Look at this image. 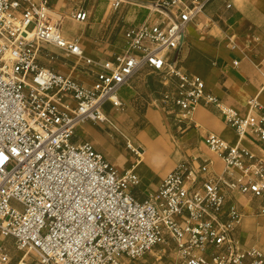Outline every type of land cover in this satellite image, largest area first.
Instances as JSON below:
<instances>
[{
    "label": "built area",
    "instance_id": "obj_1",
    "mask_svg": "<svg viewBox=\"0 0 264 264\" xmlns=\"http://www.w3.org/2000/svg\"><path fill=\"white\" fill-rule=\"evenodd\" d=\"M206 3L154 0L124 30L123 47L93 59L78 39L64 38L63 14L55 17L49 0H0V234L12 238L16 264H136L157 246L156 260L168 249L172 264H264L263 251L235 235L242 213L228 203L234 192L264 196V161L245 147L209 133L205 144L234 177L211 172L209 159L196 168L183 160L139 197L136 164L118 170L91 141L73 142L84 122L107 126L106 105L123 109L121 90L148 68L158 76L157 102L178 128L198 106H213L238 136L264 143L257 97L241 113L179 66L186 28ZM69 16L87 19L83 10ZM55 53L73 58L91 83L39 63ZM256 67L264 79V57ZM10 262L0 246V264Z\"/></svg>",
    "mask_w": 264,
    "mask_h": 264
},
{
    "label": "crops",
    "instance_id": "obj_2",
    "mask_svg": "<svg viewBox=\"0 0 264 264\" xmlns=\"http://www.w3.org/2000/svg\"><path fill=\"white\" fill-rule=\"evenodd\" d=\"M49 1L57 13L63 14L64 10L86 11L89 20L83 21L84 23L72 20L70 16L65 15L64 17L82 25L84 27L82 33L76 36L64 35L62 30L61 33L67 40L78 39L85 54L93 59H105L113 52H117L125 44L124 30L138 26L147 16V14L146 16L141 13L135 14L136 9L134 8L132 21L128 27H124L113 20L114 11H116L112 8L113 0ZM84 1L89 3L87 8L79 5ZM127 1L135 6L146 8L154 0ZM177 54L179 66L201 77L208 91L215 94L225 105L245 113L247 101L252 97H257L262 107L261 112L264 113V91L260 92L264 79L256 67V64L264 57V0H207L199 23L190 24L186 28L184 42L178 48ZM39 63L49 66L41 56ZM55 69L84 83H91V75L85 69L74 71L75 66L72 70L64 67ZM141 72L132 79L129 86L121 90L123 107L124 104H128L129 100L133 105L140 103L143 105L139 108L136 106L139 109L138 112L143 113L146 119V123L141 127V133L148 130L151 134V141H160L151 156L154 160L173 163L158 168L149 177V179L152 178L150 180L154 184L152 190L156 189L162 178L183 160L192 161L196 168L203 160L209 159L211 172L228 179L234 177V174L229 175L226 172L222 159L210 151L205 144V138L209 133L216 134L231 145L239 144L245 147L256 158L264 161V143L251 135L238 136L213 106H198L193 113L192 123L183 125L181 129L160 106L157 110L150 108L149 106L157 102L160 84L158 80L156 84L152 81L145 84L146 80L141 77L144 75L143 72L145 74L152 72L145 69ZM141 84L144 90L147 87L150 89L149 92L143 93L144 96H151L153 91L156 94L152 103L140 95L143 90L140 87ZM141 100H144V103ZM105 108L109 120L107 126L97 125L90 121L84 122L76 128L73 142L91 141L94 147L96 146L95 149L102 152L106 159L116 167L118 159L103 151L102 142L97 143L98 141H112L109 136L103 134L101 129L110 128V120L116 119L115 111L109 112L108 109H111L109 105ZM169 141H173L172 150L169 154H165L162 150L169 146ZM143 186L142 182L141 189H133L135 195L143 196L141 193ZM228 203L236 205L242 213V221L235 235L245 247L256 246L264 254V213L262 212L264 196L234 192L229 195ZM4 247L11 255L10 264H16L18 253L10 247ZM14 257L16 260L12 261Z\"/></svg>",
    "mask_w": 264,
    "mask_h": 264
},
{
    "label": "rangeland",
    "instance_id": "obj_3",
    "mask_svg": "<svg viewBox=\"0 0 264 264\" xmlns=\"http://www.w3.org/2000/svg\"><path fill=\"white\" fill-rule=\"evenodd\" d=\"M70 1L71 0H68V2ZM100 1H109V0H100ZM79 5L82 8L84 7L87 8L89 6V3L84 1V2H80ZM147 7H149V5L146 6L145 8L143 6L141 7L135 6L133 5V3L129 1L123 0L120 3L119 7L116 9V11H114L115 15H113L114 16L113 20H115L116 24L120 26L128 27V24L133 19V15H134L133 9L134 8L136 9L135 14L141 13V14H145L146 16V14L148 13ZM62 13H63L62 17L64 18L65 15L69 16L70 11L64 10ZM71 19H69L68 17L64 18L61 27L62 33H64V35L67 36L79 35L84 30V27L82 25L76 24L74 21H72L73 19L72 20ZM86 20H89L88 17ZM41 57H43L47 65L53 68L62 69L64 67L66 69L72 70V67L75 66L74 71L84 70L82 66L76 64L72 60L73 58L66 59L56 53L53 54L52 59L44 55H41ZM145 70L149 71L150 69L147 68ZM65 71L68 72V70ZM143 74L144 75H142L141 77L146 80L145 84H148L150 81H152L155 84L157 83L158 80L157 74L155 73L145 74L144 72ZM140 87L143 89L142 84ZM149 90L150 89L148 87L146 88V90L143 89L142 92H140V95L143 96L144 99L152 103L153 100H155L156 98V94L154 93V91L151 96H144L143 94L145 93V91L149 92ZM143 101L144 100H141L142 103H144ZM136 106L139 108L140 106L143 105L141 103L138 105H133L132 101L129 100L128 104H124L123 109L114 110V108L111 109L109 108L108 109L109 112L115 111L114 115L116 119L110 120L111 121L109 125L110 128L106 127L104 129H101V131L104 132L103 133L104 135L106 134L107 136H109V138H111L112 141H98L97 143L102 142L103 143L102 147L104 148L103 151L107 155L109 154L111 156H114L116 159H118V165L116 166L118 170H121L125 166H128L130 164H136V171L142 179V182L144 184L143 187L152 190V188H154L152 187L154 184H152V181L150 180L152 178L149 179V177L152 176L158 168H163L165 165L168 164L170 165L173 163L154 160V157H152L151 154L146 155L147 157L143 158V156H141L138 153V150H140V148H143L142 149L143 151L144 149L146 150L147 148L141 141H135L136 138L141 133V127L146 123V119L144 118L143 113L141 114L138 112L139 109ZM159 106H160L159 103L155 102L153 106H149V107L153 108V110H157L158 108H160ZM103 130H105L107 133ZM172 143L173 141H169V146H166L165 149L162 150V152H164L165 154L166 153L169 154L172 150L171 147ZM128 144L130 146H128ZM97 149L100 150V148ZM0 246H6L7 248L10 247L13 250L14 246H13L12 238L4 237L0 234ZM159 248L160 246H157L153 252L138 259L136 261V264H172L174 260V253L168 249L165 252V255L162 256L160 260H156L155 257L156 250ZM158 254L160 255V253ZM15 260L16 257L12 258V261Z\"/></svg>",
    "mask_w": 264,
    "mask_h": 264
},
{
    "label": "bare ground",
    "instance_id": "obj_4",
    "mask_svg": "<svg viewBox=\"0 0 264 264\" xmlns=\"http://www.w3.org/2000/svg\"><path fill=\"white\" fill-rule=\"evenodd\" d=\"M54 16H58L57 12H52ZM148 131V130H147ZM145 131L143 133H141L135 141H141L147 148L146 150L144 149V151L142 150L143 148H140V150H138V153L143 156V158L147 157L146 155H150L153 154L157 144H159L160 141H151V134L148 131Z\"/></svg>",
    "mask_w": 264,
    "mask_h": 264
}]
</instances>
